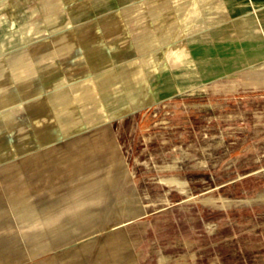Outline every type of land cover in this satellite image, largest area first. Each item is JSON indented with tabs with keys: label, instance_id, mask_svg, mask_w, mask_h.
<instances>
[{
	"label": "crops",
	"instance_id": "1",
	"mask_svg": "<svg viewBox=\"0 0 264 264\" xmlns=\"http://www.w3.org/2000/svg\"><path fill=\"white\" fill-rule=\"evenodd\" d=\"M98 1L54 15L51 0H0V184L33 245L120 231L124 260L125 225L166 205L132 190V165L148 166V112L245 71L262 69L241 81L263 83L264 0ZM122 199L138 213L126 222L114 219ZM103 263L94 249L83 259Z\"/></svg>",
	"mask_w": 264,
	"mask_h": 264
},
{
	"label": "rangeland",
	"instance_id": "2",
	"mask_svg": "<svg viewBox=\"0 0 264 264\" xmlns=\"http://www.w3.org/2000/svg\"><path fill=\"white\" fill-rule=\"evenodd\" d=\"M51 1L54 15L96 5L88 0ZM98 2L102 7L111 0ZM261 70L214 83L189 99L151 107L155 111L148 112V128L142 133L148 166L132 165L130 171L141 178L132 190L140 189L142 197L146 188L142 200L151 209L166 205L134 219L138 213L133 202L120 201L114 219L133 218L124 227L132 258L123 260L125 246L118 245L122 234L110 233L112 226L110 236L98 244L33 245L28 227H17V211L9 209L4 197L9 190L0 184V264H38L54 256L41 264H83L93 249L103 264H264V82L241 81L244 73ZM166 181L184 183L186 189L178 191ZM59 249L66 253L59 256Z\"/></svg>",
	"mask_w": 264,
	"mask_h": 264
},
{
	"label": "bare ground",
	"instance_id": "3",
	"mask_svg": "<svg viewBox=\"0 0 264 264\" xmlns=\"http://www.w3.org/2000/svg\"><path fill=\"white\" fill-rule=\"evenodd\" d=\"M127 113V112H126ZM201 201H203V202H205V203H208V202H211L212 200H201ZM128 202V201H127ZM223 202V201H222ZM129 204V203H128ZM122 205V204H121ZM129 208V207H128ZM124 210V209H123ZM126 210V209H125ZM121 212H122V210H121ZM128 213L126 214L127 216H129V213H130V211H127ZM125 213V212H124ZM119 214V213H118ZM123 215V214H122ZM126 215H124V216H126ZM135 258V257H134ZM130 261V260H129ZM129 263V262H128Z\"/></svg>",
	"mask_w": 264,
	"mask_h": 264
}]
</instances>
